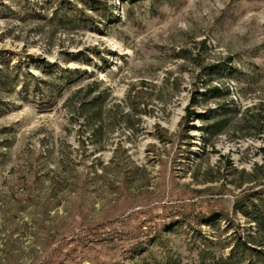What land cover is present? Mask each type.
<instances>
[{"label": "rangeland", "instance_id": "374dc122", "mask_svg": "<svg viewBox=\"0 0 264 264\" xmlns=\"http://www.w3.org/2000/svg\"><path fill=\"white\" fill-rule=\"evenodd\" d=\"M56 1L0 0V264L226 258L224 221L201 226L203 256L185 226L125 250L173 205L214 203L254 232L231 211L264 184V0H60L85 18L71 25ZM194 95L209 118L179 137Z\"/></svg>", "mask_w": 264, "mask_h": 264}, {"label": "trees", "instance_id": "16d2710c", "mask_svg": "<svg viewBox=\"0 0 264 264\" xmlns=\"http://www.w3.org/2000/svg\"><path fill=\"white\" fill-rule=\"evenodd\" d=\"M125 1L132 2L134 0ZM56 4L57 5L54 8V17L61 18V20H63L62 24L71 25L74 23L75 18L79 23H83L85 21V18L81 17V15L77 14L76 12H72V15L68 14L67 12H64L63 10H67L68 7L66 3L58 0V2L56 1ZM91 6L93 10L100 11L101 13H103V15L107 13L106 16L108 18L113 17L111 11L108 10L104 5H102L98 1H94ZM58 12H61V14L58 15ZM195 94L200 95L201 93ZM197 103L198 98L194 95L190 103L185 107V114L181 117L180 121V125L183 127L179 131V137L186 136L187 132L192 127V125L189 123L192 116L198 118L202 122L209 118L208 113H198L194 111V109L190 108L193 104ZM86 118L88 119V117ZM156 129L157 137L160 140H170V138L166 136L164 129L160 128L159 126H156ZM202 130H206V128L202 127ZM262 186L263 187L261 190H252V188H249L247 191L242 193V195L235 200L231 211L233 214H236L238 212L241 213L248 223H252L254 225V232L241 234L240 225L235 222L233 217L230 215V212L225 210V208L217 209V204L209 203L205 204L204 206H202L201 204H198L196 206L193 203L188 204V206L173 205V210L175 212L174 215L172 214V216L162 218V220L157 221V223H149V231L144 232V234L146 235L139 238L137 242L128 245V250L125 251H128V254H132L134 252L142 253L146 250L143 248H148V244H152V242L157 241V239L160 240L161 235L164 232L176 230V228L178 227L183 228V226H185L187 230L193 235V237L196 238L195 240H201L199 242V251L200 254L203 256V254H205L208 250L205 246V237L202 234L201 226H211L219 228L221 226L222 221H224L226 223V229L233 230L231 234L232 241L229 249V255L226 258L212 257L211 260L213 261V264H264V184H262ZM138 212L141 213L140 211ZM98 226H105V223H89L88 225H86L85 231H93L97 229ZM135 229L136 228H134V230ZM134 232L135 231H133V233H130V231H127L126 235L135 236L139 234L138 232ZM121 236L122 234L118 236L116 234V237H120L119 241L122 238ZM138 236H141V234H139ZM112 237L114 238L113 235H108V237H106L105 239H102L104 237H100V240L98 241H113ZM93 241H97V239L94 238ZM84 246V249L80 248L79 250H81L80 252L83 251L86 253L88 252V248L91 247L90 245L87 246V244H84ZM123 251L124 250H121V252ZM81 258L84 257L82 256ZM125 258H127L126 255ZM53 260L54 258L52 259L53 264L64 263V260L59 261L58 263ZM78 263L80 264V261H78ZM122 264L126 263L123 262Z\"/></svg>", "mask_w": 264, "mask_h": 264}]
</instances>
